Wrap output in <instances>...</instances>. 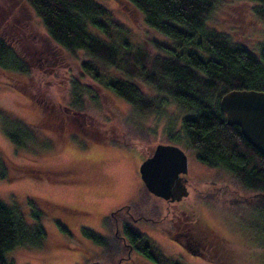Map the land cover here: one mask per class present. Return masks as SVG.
I'll list each match as a JSON object with an SVG mask.
<instances>
[{
	"label": "rangeland",
	"instance_id": "374dc122",
	"mask_svg": "<svg viewBox=\"0 0 264 264\" xmlns=\"http://www.w3.org/2000/svg\"><path fill=\"white\" fill-rule=\"evenodd\" d=\"M97 1L112 9V19L127 28L130 48L137 47L149 55H162L151 40L168 42L167 38L144 27L135 11L123 10L116 0ZM7 2L0 0L1 4ZM255 5L251 0H217L207 25L256 52L264 41V24L253 12ZM0 37L15 48L28 65V74L0 69V115L29 124L40 123L34 138L26 140L25 147H17L3 132L0 120V153L16 163H27L29 157L34 156L43 169L68 170V175L50 173L55 176L52 179L20 176L9 180L0 177V200L9 206L24 203L25 197L38 196L64 207L47 209L39 221H31L46 230L45 240L39 248L15 247L6 251L7 260L12 264H88L103 260L106 254L116 261L114 247L104 254L103 247L82 234L81 228H89L109 239L103 227L107 212L138 201L143 188L138 166L147 152L161 142L178 145L187 156L184 193L169 203L147 195L138 204L139 211L152 214V203H157L160 216L166 218L159 220V227L140 219L128 220L127 224L154 242L171 264H214L189 254L178 239L161 229L169 226L176 205L182 210L190 205L194 207V198L202 195L212 181L215 185L218 181H230L227 173L200 163L196 149L166 135L168 126L179 130L181 111L172 102L165 105L163 115L142 114L135 110L106 86L107 76H122L120 73L83 51L69 54L56 46L48 38L39 17L24 1L17 2L12 12L0 11ZM83 61L96 67V79L82 68ZM73 83L81 88L78 100L72 91ZM139 86L144 93L150 94L146 86ZM72 98L80 109L70 105ZM21 128H12L19 138ZM206 198L210 201V193ZM210 203L212 213L221 208L216 207L214 201ZM229 207L225 210L233 214L231 218L236 223L245 212L250 217L259 216L246 203L235 204L234 212ZM212 213L207 212L205 216L207 226L219 228L221 235L236 241L231 235L235 233L228 228L224 231ZM259 223L264 224L261 217ZM255 234L253 229L248 241L249 250L245 249V240L241 242L244 246L231 247L222 239L220 246L230 247L226 252L222 248V254L227 253L232 264H264V240ZM119 264L154 263L132 251L129 258Z\"/></svg>",
	"mask_w": 264,
	"mask_h": 264
},
{
	"label": "trees",
	"instance_id": "16d2710c",
	"mask_svg": "<svg viewBox=\"0 0 264 264\" xmlns=\"http://www.w3.org/2000/svg\"><path fill=\"white\" fill-rule=\"evenodd\" d=\"M21 1L39 17L48 38L56 46L69 54L83 51L120 73L122 76H107L106 86L135 110L142 114L163 115L165 105L172 102L182 114L179 130L168 126L166 135L196 149L200 163L217 167L230 176L228 182H217L215 190L221 192L220 195L213 194L214 188L206 186L210 201L221 206L229 195H233L239 201L237 205L241 201L248 203L259 215L250 217L255 237L264 240V224L259 223L260 217L264 222V156L244 139L237 125L226 123L225 114L218 107L220 96L229 90L264 91V41L253 52L233 41L225 32L208 26L217 0H116L123 10L135 11L144 27L167 38L168 42L151 40L162 55H149L137 47L130 48L127 28L113 20L112 9L97 0ZM251 1L256 3L254 14L264 24V0ZM22 58L0 37L1 70L28 74V65ZM81 64L94 79L98 77L95 66L87 61ZM139 85L146 86L150 94L144 93ZM79 90L80 85L73 83L72 91L77 100ZM72 104L80 109L74 98ZM0 120L3 132L17 147H25V141L33 139L40 126V123L10 120L3 115ZM19 126L23 127L19 130L20 138L12 130ZM28 160L24 164L16 163L0 153V177L9 180L20 176L52 179L55 176L50 173L68 175L67 169H43L34 156ZM147 195L152 194L143 186L137 202L115 208L112 213H125L138 206ZM23 202L9 206L0 200V264H12L5 253L15 247L39 248L45 240L46 230L31 221H39L47 209H64L62 205L38 196L25 197ZM145 215L152 217V214ZM157 219L166 218L159 216ZM81 232L103 247L104 254L113 247L116 252H125L120 243L117 246L89 228L82 227ZM124 233L129 238L128 244L150 262L171 264L145 234L128 228ZM104 256L103 260L88 264H116L109 255Z\"/></svg>",
	"mask_w": 264,
	"mask_h": 264
},
{
	"label": "flooded vegetation",
	"instance_id": "af4514ba",
	"mask_svg": "<svg viewBox=\"0 0 264 264\" xmlns=\"http://www.w3.org/2000/svg\"><path fill=\"white\" fill-rule=\"evenodd\" d=\"M6 1L8 2L4 4L0 3V11H2L3 13L12 12L15 4L17 2L19 3L21 2V0H6ZM18 10H21V8H19ZM213 182L214 181H212V184L210 186L212 187V189L214 188L213 194H219V195L222 194L221 192L215 190L217 185H215ZM208 192L209 191L205 189L202 195H199L197 198H194L196 200L194 207L193 205H190L187 207L186 210L185 209L182 210L176 205L175 207L176 211L171 215L173 217L170 218L169 226L164 228L160 227V228L167 231L170 237L178 239L180 243L183 244L186 251L189 252V254H192L195 257H199L214 264H222L221 262L224 261H225L224 263L229 264L232 261V258H230V256L227 253L226 255H223L222 252L224 251L226 252V250L229 249L230 247L228 248L222 245L220 246V244H222L221 240L224 239L225 241L229 242L227 244L232 245L231 247L235 245L244 246L241 244V242L245 240L247 241L245 243V249L249 250L248 241L252 237V229H253L251 225L250 215L246 212L243 215H240L238 219V223H236L234 219L231 218V215L233 214L225 209H230L229 206H231L233 209L234 205L239 202L237 199H235V196L233 195H229V197L226 198L227 200L223 204V206L221 205L220 209L216 208L215 211L212 213V211L209 209L211 203L206 198V194H208ZM175 200H166V201L169 203ZM215 205L216 207H218L217 204ZM246 205L248 206V203H246ZM135 209L138 212H136ZM168 209L169 207H167V210ZM114 210L115 209L111 210L110 212H107L108 214L106 216L107 220L105 219L103 227L106 230V232L109 234L108 240L114 241L116 244L120 243L122 247H124L125 249V252L123 253L122 251V254L120 252H115L117 254L116 264H119L120 261L124 259H128L132 251H136L128 244L129 238L124 233L125 228L135 231L127 224V221L140 219L151 222L152 224L159 227L157 224L160 222L159 221L160 219L157 218H159L161 214L156 202L152 203L151 206V210L153 212L152 217H148L145 215L144 212L139 211L137 205L127 209L125 213L122 212L120 214H116V213L113 214L112 212ZM207 212L212 213L213 216H215L216 221L221 223V225H223L224 231L225 229L227 230L228 228V231L235 233V235L233 234L231 235L234 236L232 238H235L237 240L233 241L232 239L230 240L229 238H226L225 236L221 235V231L219 230V228L217 229V227L216 228H212L210 226L208 227L205 219ZM232 212H234V209ZM154 215L158 217L155 219L153 218ZM233 222H235V225ZM238 225H240V227H238ZM232 242L234 244H232ZM222 248H224V251L222 250ZM114 250L117 251L115 247ZM223 258L224 261L222 260Z\"/></svg>",
	"mask_w": 264,
	"mask_h": 264
},
{
	"label": "water",
	"instance_id": "95a60500",
	"mask_svg": "<svg viewBox=\"0 0 264 264\" xmlns=\"http://www.w3.org/2000/svg\"><path fill=\"white\" fill-rule=\"evenodd\" d=\"M229 125H237L244 139L264 156V91L232 89L218 100ZM143 186L156 197L175 200L184 193L187 156L175 144L157 143L138 166Z\"/></svg>",
	"mask_w": 264,
	"mask_h": 264
}]
</instances>
